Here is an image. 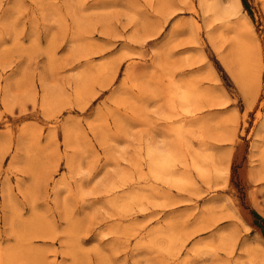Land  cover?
<instances>
[{"label":"rangeland","instance_id":"obj_1","mask_svg":"<svg viewBox=\"0 0 264 264\" xmlns=\"http://www.w3.org/2000/svg\"><path fill=\"white\" fill-rule=\"evenodd\" d=\"M240 1L207 27L198 0H0V264H264V0Z\"/></svg>","mask_w":264,"mask_h":264},{"label":"bare ground","instance_id":"obj_2","mask_svg":"<svg viewBox=\"0 0 264 264\" xmlns=\"http://www.w3.org/2000/svg\"><path fill=\"white\" fill-rule=\"evenodd\" d=\"M198 4L199 7L203 13V16H207L210 15L212 19H208L206 24L207 27L208 25L210 26V24L214 21V20H218V21H223V23H227V21L234 16H241V1L240 0H229L228 4L225 5L221 0H198ZM245 19H240V21L238 22V24L235 27V30L237 32H239V30L242 28V26L246 25V21H244ZM230 21V20H229ZM236 39V38H235ZM238 39V38H237ZM240 39V38H239ZM213 42V40H211ZM238 41V40H237ZM214 44V43H213ZM239 44L242 46L243 48V44H241V42H239ZM237 46V45H236ZM218 48V46H217ZM241 50H239L240 52ZM241 53V52H240ZM243 54V53H242ZM187 57V56H186ZM234 57V56H233ZM242 57V56H241ZM242 59V58H241ZM177 89V88H176ZM179 91V90H177ZM181 91V89H180ZM256 147V146H255ZM258 148V147H257ZM151 151V149L149 150V157L152 156L153 154H155L156 152ZM159 154V153H157ZM166 154V153H165ZM156 155V154H155ZM154 158L153 156L150 157V164H151V168L153 167L155 170H163V168H166V166H168V164L165 162H161L162 160H158L157 157L159 158V156H156ZM160 155V154H159ZM169 157V156H168ZM167 158L166 155L161 157L160 159H164ZM168 159V158H167ZM166 159V160H167ZM165 161V160H164ZM168 161V160H167ZM169 162V161H168ZM167 164V165H166ZM166 165V166H165ZM165 170V169H164ZM263 248V247H262Z\"/></svg>","mask_w":264,"mask_h":264}]
</instances>
